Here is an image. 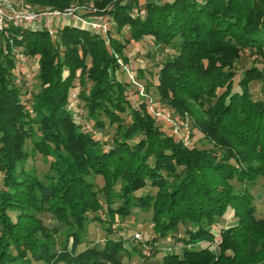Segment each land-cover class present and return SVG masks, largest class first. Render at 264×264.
<instances>
[{
    "label": "trees",
    "instance_id": "16d2710c",
    "mask_svg": "<svg viewBox=\"0 0 264 264\" xmlns=\"http://www.w3.org/2000/svg\"><path fill=\"white\" fill-rule=\"evenodd\" d=\"M20 3L32 10L92 4L85 15L129 37L113 36L112 25L98 33L73 22L55 35L36 25L0 33V264H121L123 239L108 235L135 209L151 213L155 235L146 242L171 234L181 245L159 264H264V217L251 193L264 178V67H247L235 81L234 65L246 48L264 57V0ZM144 37L164 54L161 102L187 115L209 147L184 145L156 125L143 97L137 106L128 100L119 59L127 63L125 48ZM14 47L37 57L32 88L15 80ZM255 81L261 96L252 95ZM76 85L93 130L114 125L109 138L75 121ZM27 138L48 160L42 176L23 166L32 154ZM228 209L234 222L220 228L218 243L199 246L216 242L213 226ZM91 221L106 231L102 244L86 239Z\"/></svg>",
    "mask_w": 264,
    "mask_h": 264
},
{
    "label": "rangeland",
    "instance_id": "374dc122",
    "mask_svg": "<svg viewBox=\"0 0 264 264\" xmlns=\"http://www.w3.org/2000/svg\"><path fill=\"white\" fill-rule=\"evenodd\" d=\"M79 3H74L75 6ZM67 8V7H65ZM44 10V9H42ZM51 10V9H45ZM85 10H95L90 6H84L82 9V14H84ZM140 13H144V10H141ZM137 12H132V15H136ZM85 15V14H84ZM86 19L90 22L93 21H101L104 23L105 27H111V33L115 37H119L121 41L127 39L129 37V32L124 29L123 36H119L115 31V27L112 21H106L102 19L100 15H88L86 14ZM146 52H149L150 56H146ZM12 53L14 54V68H17L15 73V80L17 79V75L19 74V78L21 81H24L23 84L27 83L29 88L35 86V75L37 74V57H36V65H35V57H28L25 64L19 61V56L22 53L21 48L14 47L12 49ZM125 55L128 57L127 63L120 62V69L118 70V79L127 83V97L130 103L133 106H137V104L141 101L143 97L147 104L148 109L152 116L156 119V125L166 131L168 134H173L176 140L180 139L179 129L177 133H175V127L179 126L181 130L187 129L186 138L180 139L184 145L188 146H196V147H209L210 143L203 137L202 133L198 130L191 128V121L189 117L181 116L178 114L172 107L167 104L161 102L159 95L157 93L156 84L158 82L157 72L159 70V62L164 57V54L156 52L153 48H151L150 38L144 37L138 42L131 41L127 47L125 48ZM26 56V55H25ZM122 63V64H121ZM235 70L236 77L235 81L241 77V74L247 67H251L255 65L259 68L264 67V57L260 54L255 53L251 49H243L240 53L239 59L235 62ZM153 71L155 76L151 77L150 73ZM139 73V74H138ZM151 83V85L147 86V83ZM146 87H148L146 89ZM252 95L261 96V83L255 81L251 84ZM69 97V107L74 114V119L80 126L83 127L85 131L93 132L96 138H104L106 133H110L113 131L114 125H107L104 129H96L93 130L91 126V122L86 117V111L82 107V103L79 99L78 86H74V88L70 92ZM72 94H75L73 96ZM31 96H29L30 98ZM29 106V105H28ZM166 112L170 114V117H167ZM122 117L128 119L125 113L121 114ZM185 126V127H184ZM184 127V128H182ZM109 138V134L105 136V139ZM26 149L29 153H32L25 163L23 164L25 169H34L38 175L42 176L48 170V160H46L40 153L33 152V145L30 138H27L25 141ZM101 183V182H100ZM154 192V191H153ZM144 193V192H141ZM251 193L254 196L255 203L257 206V217H264V178L259 177L256 184L251 187ZM47 219L46 224L49 227H52L56 222L55 219L48 213L42 215ZM151 213L150 211H142L139 209H135L134 213L129 216L124 221H120L119 218L112 225V232L108 235L114 239H123L124 243V251L119 254L121 259V264H159L162 260V256L168 251H177L180 252L181 245L179 241H176L173 236L170 234L163 239H158L156 245L150 244L146 242V239L149 240L152 236H154V232L152 230V223L150 221ZM234 219L231 215V209L225 213L224 217L221 219L219 224L213 226V232L216 236V242L207 243L201 242L199 246L209 245L211 248L214 247L218 243L220 228L229 224H232ZM190 227L195 228V224H189ZM139 232L141 234V239H135L133 237V233ZM87 238L89 240H95L103 243V239L106 235V231L103 227L95 221H91L88 225V229L86 231ZM148 246L149 248H147ZM63 264V263H58Z\"/></svg>",
    "mask_w": 264,
    "mask_h": 264
},
{
    "label": "built area",
    "instance_id": "2783aa9c",
    "mask_svg": "<svg viewBox=\"0 0 264 264\" xmlns=\"http://www.w3.org/2000/svg\"><path fill=\"white\" fill-rule=\"evenodd\" d=\"M83 8L84 6L82 5H75L61 10L21 9L18 8L11 0H0V33L7 32L10 28H22L26 26L36 25L47 30L49 34L55 35L57 32L58 22L64 23V21L67 19L75 21L82 26H86L95 32L105 33L107 31V28L105 27L104 23H101V21H88L86 19V16L82 14ZM20 60L23 62L22 64H25L27 61V56H25L24 54H20L19 61ZM16 69L17 68H15V70ZM19 77L20 76L18 74L16 79L17 82L20 81ZM72 95L75 96V94ZM166 115L167 117H170V114L168 112H166ZM174 129L176 133L179 129L181 139L183 137H187L185 132L187 131L186 127L185 130H181L179 126L175 127L174 124ZM140 236L141 234L139 232L133 233V237L135 239H141ZM146 247L149 248L148 246Z\"/></svg>",
    "mask_w": 264,
    "mask_h": 264
},
{
    "label": "crops",
    "instance_id": "0c3cea01",
    "mask_svg": "<svg viewBox=\"0 0 264 264\" xmlns=\"http://www.w3.org/2000/svg\"><path fill=\"white\" fill-rule=\"evenodd\" d=\"M17 7H19L20 8V6H21V3H20V0H11ZM55 20V19H54ZM66 22H73V23H76L75 21H72V20H69V19H67V20H65L64 21V23H66ZM56 24H57V21H56ZM60 24H62L61 22L59 23L58 22V26L60 25ZM0 40H1V35H0ZM35 65H36V58H35Z\"/></svg>",
    "mask_w": 264,
    "mask_h": 264
}]
</instances>
